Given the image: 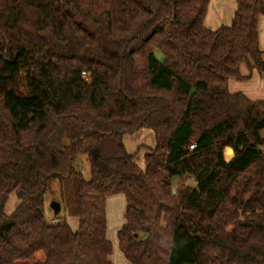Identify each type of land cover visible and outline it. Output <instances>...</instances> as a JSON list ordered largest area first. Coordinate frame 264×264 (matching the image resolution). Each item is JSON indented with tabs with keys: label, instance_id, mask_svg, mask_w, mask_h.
Instances as JSON below:
<instances>
[{
	"label": "trees",
	"instance_id": "trees-1",
	"mask_svg": "<svg viewBox=\"0 0 264 264\" xmlns=\"http://www.w3.org/2000/svg\"><path fill=\"white\" fill-rule=\"evenodd\" d=\"M210 1L0 0V264H114L116 196L130 264H264V99L230 90L264 79V0L217 30Z\"/></svg>",
	"mask_w": 264,
	"mask_h": 264
},
{
	"label": "rangeland",
	"instance_id": "rangeland-1",
	"mask_svg": "<svg viewBox=\"0 0 264 264\" xmlns=\"http://www.w3.org/2000/svg\"><path fill=\"white\" fill-rule=\"evenodd\" d=\"M264 136V132H263ZM125 145L127 150L132 154H138V157L140 159L141 165L143 164V156L148 148H152L156 145L154 135L150 131H142L139 134L136 135H128L125 138ZM82 171L84 174V177L87 180L91 179L90 169L88 164H84L82 166ZM180 179H176L174 182V193L177 190V187L180 183ZM186 186L195 187V182L192 178H187L186 180ZM55 188H58V183H56ZM58 198V197H57ZM57 198H54L50 195L46 197L45 202V215L47 219L49 220L52 216H54V212L51 209V202L52 201H58ZM59 202V201H58ZM19 205V200L16 196V194H12L10 196L9 202L7 204L6 213L12 214L15 209ZM125 199L122 196H116L113 198H110L107 203V216H108V238L110 242L113 244L114 251L112 255V260L114 264H130L128 263L124 257L122 256L119 246H118V238H117V232L122 226V221H125ZM61 217H64V213H60ZM67 221L69 225H73L74 229H78V220L74 217H68ZM123 258V260H122ZM121 262H120V261Z\"/></svg>",
	"mask_w": 264,
	"mask_h": 264
},
{
	"label": "crops",
	"instance_id": "crops-1",
	"mask_svg": "<svg viewBox=\"0 0 264 264\" xmlns=\"http://www.w3.org/2000/svg\"><path fill=\"white\" fill-rule=\"evenodd\" d=\"M237 7L238 5L236 0H211L205 17V26L208 29L217 30L222 26L231 25L237 11ZM259 42L261 50L264 51V17L261 19L259 25ZM243 73H248L246 68H243ZM230 90L232 93L241 92L252 100H263L264 79L255 74L249 81L240 82L232 80L230 82ZM52 219L53 216L49 219V221ZM123 223L124 221H122V225ZM71 228L74 229L73 225H71Z\"/></svg>",
	"mask_w": 264,
	"mask_h": 264
},
{
	"label": "water",
	"instance_id": "water-1",
	"mask_svg": "<svg viewBox=\"0 0 264 264\" xmlns=\"http://www.w3.org/2000/svg\"><path fill=\"white\" fill-rule=\"evenodd\" d=\"M51 209L54 212V215H58L62 211V206L58 201H52L51 202Z\"/></svg>",
	"mask_w": 264,
	"mask_h": 264
},
{
	"label": "built area",
	"instance_id": "built-area-1",
	"mask_svg": "<svg viewBox=\"0 0 264 264\" xmlns=\"http://www.w3.org/2000/svg\"><path fill=\"white\" fill-rule=\"evenodd\" d=\"M51 222H52L53 224H56V223H57V220H56V219H52Z\"/></svg>",
	"mask_w": 264,
	"mask_h": 264
}]
</instances>
